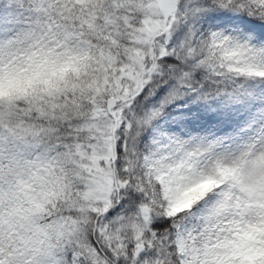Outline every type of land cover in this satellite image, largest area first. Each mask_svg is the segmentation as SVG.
Returning a JSON list of instances; mask_svg holds the SVG:
<instances>
[{"label": "snow or ice", "instance_id": "obj_1", "mask_svg": "<svg viewBox=\"0 0 264 264\" xmlns=\"http://www.w3.org/2000/svg\"><path fill=\"white\" fill-rule=\"evenodd\" d=\"M252 32L264 0H0V264H231L264 226V138L213 157L141 133L264 82Z\"/></svg>", "mask_w": 264, "mask_h": 264}, {"label": "rangeland", "instance_id": "obj_2", "mask_svg": "<svg viewBox=\"0 0 264 264\" xmlns=\"http://www.w3.org/2000/svg\"><path fill=\"white\" fill-rule=\"evenodd\" d=\"M247 34L253 39L261 40L257 38L256 32ZM73 71H77V69L71 65H66L58 73H50L48 75L58 76ZM192 96L190 93L181 95L177 97L174 103H169L161 108L147 130L141 133V136L147 137V142L144 145L147 152L154 153L167 149L172 144H180L186 151L199 149L209 152L213 157H220L238 153L252 141L258 138H264V110L261 112L262 116L245 122L239 129L233 128L225 130V124L222 122L213 123L205 131L189 132L180 123L181 120L188 119L182 118L180 115L183 111V106L180 105V102L190 99ZM195 104H199V101H196ZM176 128H179L180 132H186L188 134L180 135V133H170V129ZM263 233L264 226H260L246 235L244 237V244L237 249L231 258V264H264V260L260 263L254 262L255 259L264 257V247L260 241Z\"/></svg>", "mask_w": 264, "mask_h": 264}, {"label": "trees", "instance_id": "obj_3", "mask_svg": "<svg viewBox=\"0 0 264 264\" xmlns=\"http://www.w3.org/2000/svg\"><path fill=\"white\" fill-rule=\"evenodd\" d=\"M246 35L248 37V43L256 47L264 46V40L253 39L248 34ZM190 94L193 95L192 93ZM196 101H199V104H195ZM180 105L183 106V110L186 108L196 110L207 106L208 115L219 113L218 118L225 124V130L233 128L239 129L245 122L262 116L261 112L264 110V82L258 80L244 82L243 78H238L223 95L203 99L190 98L180 102ZM173 108L175 107L173 106ZM195 114L196 112L194 111L193 115ZM182 118L190 119L191 117L184 115ZM261 237L260 241L264 247V233ZM262 260H264V257L255 259L254 262L260 263Z\"/></svg>", "mask_w": 264, "mask_h": 264}]
</instances>
